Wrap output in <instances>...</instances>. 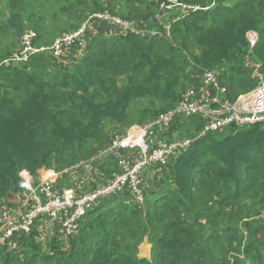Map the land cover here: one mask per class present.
Masks as SVG:
<instances>
[{
  "label": "trees",
  "instance_id": "obj_1",
  "mask_svg": "<svg viewBox=\"0 0 264 264\" xmlns=\"http://www.w3.org/2000/svg\"><path fill=\"white\" fill-rule=\"evenodd\" d=\"M180 1L209 8L182 15L169 34L154 17L150 21L154 1L68 2L63 13L73 14L77 5L87 8L78 10L67 32L91 11L107 7L162 35H109V25L101 24L95 35L89 32L79 58L64 63L38 52L26 63L0 65V202L18 189L24 169L40 178L53 167L91 166L89 160L109 144L106 123L124 135L133 124L131 104L146 100L150 109L137 117L145 125L175 107L205 68L219 70L232 101L255 86L252 68L244 62L246 33L258 31L252 58L264 71V0ZM5 2L0 62L18 49L27 23L38 31L34 43L50 31L38 29L44 17L36 10L40 0ZM5 37L12 41L4 44ZM203 126L198 115L177 118L161 137H195ZM95 164L97 177L118 170L111 154ZM166 166L154 176L157 186L148 188L143 205L128 192L104 198L70 236L37 221L30 233L15 237L17 249L0 247V264H264V125L242 126L234 134L205 133ZM80 170L70 173L69 184L89 178L88 169ZM145 238L150 258L139 256Z\"/></svg>",
  "mask_w": 264,
  "mask_h": 264
},
{
  "label": "built area",
  "instance_id": "obj_2",
  "mask_svg": "<svg viewBox=\"0 0 264 264\" xmlns=\"http://www.w3.org/2000/svg\"><path fill=\"white\" fill-rule=\"evenodd\" d=\"M152 1L157 5L154 19L168 34L171 23L182 15L209 8L180 0ZM2 9L0 0V12ZM101 24L109 25L113 35H162L158 28L142 26L105 7L91 12L77 29L56 36L50 46L37 48L34 44L37 32L28 29L21 35L18 49L2 60L1 65L26 63L38 52H50L56 58H63L73 46L85 50L89 32L98 29ZM246 37L249 50L244 62L248 68H252L255 86L232 101L228 97L227 87L219 80V70L205 68L198 74L200 82L187 86L174 108L158 114L145 125L130 126L124 135H115L109 150L118 159V170L102 184L82 191L75 187L60 188L56 185L67 170L54 171L49 168L40 178L26 169L22 170L16 192L17 205L13 208L6 203L0 204V247H6L7 251L17 249L18 241L15 237L21 233H30L36 221L44 216L48 218L47 224L60 229L65 236L74 235L79 230L81 219L100 200L119 193L128 192L138 204L143 205L148 191L144 178L147 169L153 168L156 175L167 167L173 156L189 148L196 137L205 133L229 127L234 134L242 126L258 123L264 125V71L262 64L252 58L259 39L258 31L249 30ZM194 115L204 119L203 129L195 137H176L172 140L160 137L159 134L168 129L177 118L184 119ZM123 150H126L125 153L120 154Z\"/></svg>",
  "mask_w": 264,
  "mask_h": 264
},
{
  "label": "rangeland",
  "instance_id": "obj_3",
  "mask_svg": "<svg viewBox=\"0 0 264 264\" xmlns=\"http://www.w3.org/2000/svg\"><path fill=\"white\" fill-rule=\"evenodd\" d=\"M1 1H2V4H3V9H4L5 3H6L5 1L6 0L5 1L4 0H1ZM40 1L43 4L37 2V4H38L37 6L38 7L36 8V10H37V14H40L41 12H43L44 13V17L42 18V20H41L42 24L38 27V29L40 30V27L41 28L42 27H46L50 31H46L44 33V36L42 38L40 37L37 40V42L35 41L34 44H35V46L37 48L50 46L52 44V42H53L54 37L60 35L59 32L68 30V28H69V27H67L68 26V22H70L71 20L74 21V20L77 19V16H78L77 15V12H78V10H79V12H82L81 9H85V7L87 8L86 5H77L76 8H74V9L72 8L73 9V14L72 13L71 14H68V13H63L65 11H62L61 7L64 6V5L66 6V4L68 2H70L71 4H74L75 5L76 0H40ZM105 1H107V0H105ZM149 1L150 2H153L152 0H149ZM153 3L156 5L155 2H153ZM3 9H2V12H3ZM91 12H93V11H91ZM55 13H57L56 16H54ZM83 13H85V11ZM154 14H155V11L151 15V18H152V19H150L151 22L154 21V19H153ZM61 18H65L66 21H67V23L63 24L64 19H61ZM144 21H146L147 23H149L147 20H144ZM27 25H28V29H32L33 28L28 23H27ZM33 30H35V29H33ZM65 32H67V31H65ZM9 41H12V38L11 37H5L3 39V43L4 44H7ZM14 42H12L13 48L15 47ZM1 63H2V61L0 62V65H1ZM148 109H150L149 108V103L146 100H136V101H133V103L131 104V106L129 108V119L133 121L132 122L133 123L132 125L141 124V123H139L137 121V120H139L137 118L138 117V114L139 113H142L143 111H147ZM171 109H169V110H171ZM106 125H107L108 137H109V144L97 156H95V157H93L92 159L89 160V161H91V163H90L91 166L84 167V168H77L79 165L86 164V162H82L79 165H76V166H73L71 168L65 169V170H67V173H63L62 176H60L59 181H58V183L56 185L57 187H60V188H62V187L63 188L64 187H75L79 191L88 189V187H90V182H88V181H80V182H78V186L77 187L69 184L70 173H72V172L75 173L76 171H81L80 169H82L83 171H86L88 169V171H87L88 173L91 171L90 177H94L96 179L95 182H94V184L92 183L93 186H91V188H93L94 186L96 187L99 184H102L106 180V178H104L106 176H103L102 173H101L100 176L97 177V174H96L95 169H94V168H96L97 164H95L94 167H93V162H97L99 160H103V158L105 156L111 154V151L109 149L111 148V144L113 143V138L115 137V135L121 133L120 130H117L115 128V124L106 123ZM230 130L231 129L229 127H226V128H223L222 130H220L218 132L221 133V134H227V133H230ZM159 135L161 137V134H159ZM125 151L126 150L121 151L120 154L125 153ZM149 169H151V168H149ZM49 170L57 171L54 167L53 168H50ZM47 219L48 218L44 216V217L39 218L37 221L42 222V223H45L46 222V224H47L48 223L47 222ZM52 228L54 230H57L56 227H52ZM50 230H51V228H50ZM54 230L53 231L51 230V232L56 233L57 231H54ZM44 234H46V232ZM139 256L140 257H146V258H150L151 257V243L148 241L147 238H145V240L139 245Z\"/></svg>",
  "mask_w": 264,
  "mask_h": 264
},
{
  "label": "crops",
  "instance_id": "obj_4",
  "mask_svg": "<svg viewBox=\"0 0 264 264\" xmlns=\"http://www.w3.org/2000/svg\"><path fill=\"white\" fill-rule=\"evenodd\" d=\"M97 32H98V29H94V31L92 32V35H95ZM108 33H109V35H112L110 29L108 30ZM83 53H84V50L77 46V47L73 48L72 50L70 49L68 51V53L66 54V56L63 57V58H56L55 56L54 57L56 58L55 60L65 63V62H67L70 59L79 58L80 56L83 55ZM69 57H72V58H69ZM90 173H91V171L89 172V178H85L84 177L83 181L90 182V180H94V179H92V177H90ZM154 176L155 175H154V169L153 168L147 169L144 172V178L146 180L148 188L149 187L153 188L156 185V182L153 181L154 180ZM72 183H74V184H71V185L76 186V187L78 186V183H76L73 179H72ZM16 192H17V190H10L9 192H7L6 195L2 198L0 203H6L9 206L15 208V206L18 203Z\"/></svg>",
  "mask_w": 264,
  "mask_h": 264
}]
</instances>
